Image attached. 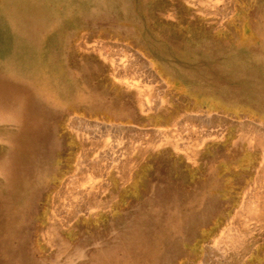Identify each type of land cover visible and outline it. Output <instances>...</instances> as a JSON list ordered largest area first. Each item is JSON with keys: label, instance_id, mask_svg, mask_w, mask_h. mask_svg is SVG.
I'll list each match as a JSON object with an SVG mask.
<instances>
[{"label": "bare ground", "instance_id": "6f19581e", "mask_svg": "<svg viewBox=\"0 0 264 264\" xmlns=\"http://www.w3.org/2000/svg\"><path fill=\"white\" fill-rule=\"evenodd\" d=\"M223 1L0 0V264H163L179 246L201 200L194 194L154 193L126 230L109 220L86 235L78 216L101 207L96 194L71 188L47 223L36 208L10 215L17 203L9 208V193H17L24 168L36 173L41 160L58 156L61 126L74 112L117 109L112 80L142 112L152 109L150 74L140 71L131 46L179 91L264 120V34L249 23L254 38L218 36L210 17Z\"/></svg>", "mask_w": 264, "mask_h": 264}, {"label": "rangeland", "instance_id": "374dc122", "mask_svg": "<svg viewBox=\"0 0 264 264\" xmlns=\"http://www.w3.org/2000/svg\"><path fill=\"white\" fill-rule=\"evenodd\" d=\"M221 5L219 14L210 17L218 36L254 38L249 23L264 34V0H224ZM200 22L196 25L205 26ZM130 52L139 59L140 71L151 75L152 109L142 112L128 100L129 91L112 80L117 109L94 116L74 112L66 119L58 156L41 160L36 173L27 168L20 173L17 193H9V208L17 203L10 215L36 208L48 223L75 188L102 200L101 207L86 206L78 216L85 222L82 232L91 235L94 228H107L109 220L126 230L154 193L166 191L167 197L181 200L194 194L201 200L189 232L179 236V246L172 245L163 264H264V120L222 111L208 99L179 91L154 60L132 46Z\"/></svg>", "mask_w": 264, "mask_h": 264}]
</instances>
